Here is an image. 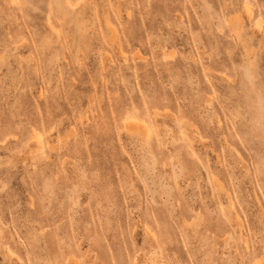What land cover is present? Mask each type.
Segmentation results:
<instances>
[{
	"label": "rangeland",
	"instance_id": "1",
	"mask_svg": "<svg viewBox=\"0 0 264 264\" xmlns=\"http://www.w3.org/2000/svg\"><path fill=\"white\" fill-rule=\"evenodd\" d=\"M0 264H264V0H0Z\"/></svg>",
	"mask_w": 264,
	"mask_h": 264
},
{
	"label": "bare ground",
	"instance_id": "2",
	"mask_svg": "<svg viewBox=\"0 0 264 264\" xmlns=\"http://www.w3.org/2000/svg\"><path fill=\"white\" fill-rule=\"evenodd\" d=\"M131 117V116H130ZM129 117V118H130ZM139 119V118H138ZM137 118H135L134 116L133 117H131V121H139ZM140 122V121H139ZM142 124H144V123H142ZM147 126H148V124H147ZM147 126H145V127H147ZM130 131H132V130H130ZM37 136V135H36ZM39 136V135H38ZM40 137V136H39ZM41 138V137H40ZM35 139V138H34ZM37 142H39V138H38V141Z\"/></svg>",
	"mask_w": 264,
	"mask_h": 264
}]
</instances>
